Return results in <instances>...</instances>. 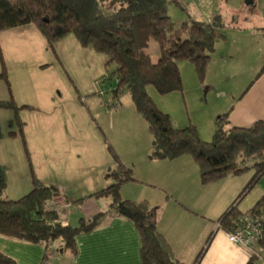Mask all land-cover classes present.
Returning <instances> with one entry per match:
<instances>
[{"label":"trees","instance_id":"obj_1","mask_svg":"<svg viewBox=\"0 0 264 264\" xmlns=\"http://www.w3.org/2000/svg\"><path fill=\"white\" fill-rule=\"evenodd\" d=\"M170 4L182 7L181 0H0V31L33 24L49 48L72 33L82 45L104 54L106 64H114L107 76L116 78L112 90L113 107H117L121 93L130 95L152 136L149 158L174 159L190 155L204 185L252 170L238 197L218 218V224L225 232H234L241 216L248 214L262 225L260 244L264 235V192L246 212L238 209V202L264 175V120L249 126H235L222 114L216 120L212 138L203 140L193 124L175 127L170 116L158 108L147 92L150 84L159 94L182 91L180 60L190 62L203 83L215 43L236 26L220 14L209 21L186 20L176 25L168 14ZM149 39L155 40L159 47L156 62H152L145 51ZM0 79L9 87L4 64ZM24 107L30 106H18L12 95L9 99H0V110L14 111L17 130L10 131L9 135L19 134L26 143L25 124L18 116V111ZM2 137L0 125V141ZM107 149L116 163L108 171L114 182L90 196L107 197L111 209L118 210L122 204L129 211L128 217L139 232L141 264H184L173 255L157 230L149 203L122 198L121 185L135 179L132 170L121 163L110 144ZM31 174V190L10 199L5 194L8 171L0 162V234L42 245L45 249L43 260L48 251L68 252L74 256L76 237L97 227L108 210L90 219H80L75 226L64 223L49 207L53 189L32 170ZM201 255L202 252L194 264H198ZM0 264L17 263L0 252Z\"/></svg>","mask_w":264,"mask_h":264},{"label":"crops","instance_id":"obj_2","mask_svg":"<svg viewBox=\"0 0 264 264\" xmlns=\"http://www.w3.org/2000/svg\"><path fill=\"white\" fill-rule=\"evenodd\" d=\"M35 28L32 24H25L1 34L14 40L10 50L20 55L24 51L23 47L28 45L25 37L30 34L35 36V30L38 31ZM262 38L264 28L228 29L225 38L215 43L205 79L203 83L200 82L203 89L200 90L197 85L187 90L183 81L182 97L186 114L175 115L168 108H158L172 118L177 128L193 124L203 140L212 138L216 120L222 114L226 115L230 125L235 126H249L257 120H264V47L262 43L259 44ZM148 48L147 45L145 51L152 62H156L159 47L153 52L154 59ZM259 55L260 67L256 64ZM178 67L180 73L182 69L189 68L185 63L178 64ZM2 89L0 85V99H8ZM167 96L179 97L178 101L181 98L180 91H173ZM41 125L42 129L48 127L52 137L61 129L53 123ZM8 138L12 136L8 135ZM149 140L151 142L127 146L123 143H115L116 146L110 142L107 144L112 146L121 163L132 170L135 179L121 185L122 198L149 203L156 228L173 255L184 264H194L200 252L202 255L198 264H264V235L262 242L251 251L230 242L226 232L217 227L218 218L238 197L252 174L234 175L204 185L200 182L198 167L190 155L174 159H151L152 139ZM16 155L19 161V146L15 141H0V162L7 171ZM87 156L88 160H84L85 157L74 161L49 159L48 173L44 174L43 171V174H36L53 189V193H59L72 201L65 220L61 219L63 222L75 226L80 219H90L108 210L97 227L76 237V254L72 256L68 252L50 251L51 257L44 261L45 249L42 245L0 234L2 254L17 264H141L139 232L128 217L129 211L125 209L126 213L122 214L119 208H110L109 198L90 196L114 182L108 176V171L116 165L115 160L108 149L107 155L100 151L95 157ZM95 158V163L90 162ZM89 162L98 167L96 173L83 176L81 183L74 186L71 179L74 178L75 169ZM68 163H71L69 166L75 165V168L62 170V165L67 166ZM25 185L32 186L24 180L22 187L19 183L10 184L9 187L7 179L6 196L10 199L21 197L16 195L25 189ZM254 188L248 199H245L246 194L239 200L238 209L241 212H246L263 194L264 175ZM81 198L84 199L78 201Z\"/></svg>","mask_w":264,"mask_h":264},{"label":"rangeland","instance_id":"obj_3","mask_svg":"<svg viewBox=\"0 0 264 264\" xmlns=\"http://www.w3.org/2000/svg\"><path fill=\"white\" fill-rule=\"evenodd\" d=\"M181 3L182 7L176 4H170L168 7V14L176 25L186 20L209 21L214 15L220 14L225 21L236 27L264 28V0H181ZM8 31L10 30L0 31V70L4 64L9 87L2 79L0 85L7 98L12 95L18 106H30L18 111L25 129L27 127L26 143H23L19 134L8 138L10 131L17 130L14 111L0 110L3 132L1 141H15L19 146V161L16 155L8 171L9 187L10 184L13 186L17 183L22 187L24 180L31 185V170L35 174H43V171L44 174L48 173V160L52 158L74 161L85 157L84 160H88L87 155L90 158L95 157L100 151L107 155V142L118 145L123 143L125 146L137 142H151L149 139H152V136L146 121L135 110L129 94L121 93L117 108L112 106V90L116 86V78L108 77L114 69V64H106L107 57L104 54L94 51L91 46L82 45L72 33L59 39L49 48L40 32L35 30V36L30 34L25 37L28 45L23 47L24 51L16 55L17 53L10 50L14 40L1 34ZM260 43L264 47V38ZM147 45L148 52L154 59L153 52L158 50V44L149 39ZM259 57L260 55L256 64L260 67ZM178 62L189 67L181 71L186 89L191 90L199 85L202 90L194 66L187 60ZM147 92L158 107L168 108L175 115L186 114L182 91L179 101L178 96L177 99L174 96L168 98L167 95L171 92L159 94L151 84L147 86ZM41 123H53L61 129L52 137L48 127L44 126L45 129H42ZM96 160L97 158L91 159L90 162L95 163ZM89 163L75 169L74 178L71 179L74 186L81 183L83 176L96 173L98 167ZM70 164H63L62 170L74 169L75 165L69 166ZM252 173V170H247L238 175ZM254 187L248 191L245 199L252 195ZM31 188L32 186L25 185V189L23 188L21 193L19 191L16 196L27 194Z\"/></svg>","mask_w":264,"mask_h":264},{"label":"built area","instance_id":"obj_4","mask_svg":"<svg viewBox=\"0 0 264 264\" xmlns=\"http://www.w3.org/2000/svg\"><path fill=\"white\" fill-rule=\"evenodd\" d=\"M71 206V200L65 198L59 193L52 194L49 207L50 210L54 211L60 219L65 220L67 209ZM217 227L220 228L219 224H217ZM262 233V225L258 221H255L250 215L244 214L241 216L238 228L234 232H226V235L230 242L253 251L259 244ZM48 257H51L50 251L47 252V257L44 261H46Z\"/></svg>","mask_w":264,"mask_h":264},{"label":"water","instance_id":"obj_5","mask_svg":"<svg viewBox=\"0 0 264 264\" xmlns=\"http://www.w3.org/2000/svg\"><path fill=\"white\" fill-rule=\"evenodd\" d=\"M250 0H248V2H249ZM119 210H120V213H122V214H125L126 213V211H125V207L122 205V204H120L119 205Z\"/></svg>","mask_w":264,"mask_h":264}]
</instances>
